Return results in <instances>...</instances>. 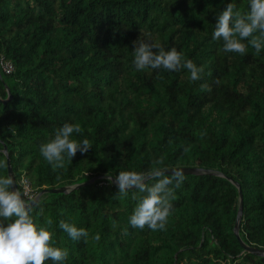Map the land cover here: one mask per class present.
<instances>
[{
	"label": "trees",
	"instance_id": "1",
	"mask_svg": "<svg viewBox=\"0 0 264 264\" xmlns=\"http://www.w3.org/2000/svg\"><path fill=\"white\" fill-rule=\"evenodd\" d=\"M228 2L0 0V58L15 66L0 76V97L13 94L0 100V173H9L6 145L21 190L102 176L33 205L36 221L55 230L53 242L69 248L65 264H264L234 231L239 188L228 178L244 193L241 238L264 248V50L225 51L212 38ZM237 7L247 12L249 0ZM146 36L203 65L200 79L186 67L136 69L134 41ZM66 121L80 123L74 135L92 146L53 166L40 145ZM158 160L228 177L185 173L180 187L171 185L166 228L134 227L129 217L145 193L119 194L108 177ZM61 219L86 227L87 240H73Z\"/></svg>",
	"mask_w": 264,
	"mask_h": 264
},
{
	"label": "clouds",
	"instance_id": "2",
	"mask_svg": "<svg viewBox=\"0 0 264 264\" xmlns=\"http://www.w3.org/2000/svg\"><path fill=\"white\" fill-rule=\"evenodd\" d=\"M212 38L222 39L225 51L244 54L251 44L259 54L264 50V0H249V9L245 13L238 10L237 0H229L226 7L218 12ZM134 43V65L138 70L186 67L192 81L200 79L204 71L203 65H197L176 47L165 48L151 36L140 37ZM81 131L80 123L66 121L51 138L41 143L39 150L53 166H63L66 158L72 160L78 150L87 152L92 146L87 138L80 139L74 135ZM162 163L158 160L157 166L149 170L120 168L115 176L119 188L117 193L126 196L130 189L145 193L138 198L129 217V223L134 227L166 228L175 193L171 185L175 182V187H180L186 176L182 166H159ZM6 168L7 161L0 157V169ZM108 179L111 182L112 176ZM17 182L13 174L0 173V264H45L48 259L65 264L69 248L55 244V230L36 221L33 215L36 193L30 196L27 189L13 188ZM48 223L50 225L52 221ZM59 227L73 240H87L90 235L86 227L68 220L61 219ZM93 238L99 240L101 234L97 232Z\"/></svg>",
	"mask_w": 264,
	"mask_h": 264
},
{
	"label": "water",
	"instance_id": "3",
	"mask_svg": "<svg viewBox=\"0 0 264 264\" xmlns=\"http://www.w3.org/2000/svg\"><path fill=\"white\" fill-rule=\"evenodd\" d=\"M0 76H2L1 68H0ZM8 91L10 93V89H8ZM12 98H13V94L10 93V96L8 98L2 99L0 97V100H2L3 102H7L8 100H10ZM4 151L7 153L8 171H9V173L13 174L16 177L15 172H14L13 167H12L10 156H9V154L7 152L6 145H5ZM182 167L185 169V173H193V174L212 173V174H217V175H222V176L228 177L222 171L216 170V169H211V168L206 169V168H202V167H198V166H182ZM170 168H172V167H170ZM168 171L170 172L172 170L168 169ZM99 177H102V176H93L89 180H87L85 182H82V183L64 185V186H61V187H55V188H50V189L44 188L43 190H41L40 192L37 193V195L35 197L36 202L33 205H35L40 200L41 196L43 194H45L46 192H70L75 187H78L80 185L90 184V183L94 182ZM106 177H108V176H106ZM228 178L234 184H236L238 186V188H239V209H238V214H237V217H236L234 231H235L236 235L238 236L239 240L241 241V243L244 246L246 251L252 252V253L257 254V255H264V248L246 244L243 241V239L241 238L240 227H241V221H242L243 212H244V193H243V189H242L241 185L236 180H234V178H232V177H228ZM112 179L115 182V178H112ZM12 187L13 188H18V183H14L12 185Z\"/></svg>",
	"mask_w": 264,
	"mask_h": 264
},
{
	"label": "built area",
	"instance_id": "4",
	"mask_svg": "<svg viewBox=\"0 0 264 264\" xmlns=\"http://www.w3.org/2000/svg\"><path fill=\"white\" fill-rule=\"evenodd\" d=\"M14 67L15 66L11 60L5 59L4 57L0 58V68L4 73H11L14 70ZM24 188L28 190L30 196L34 193L28 183L24 184Z\"/></svg>",
	"mask_w": 264,
	"mask_h": 264
},
{
	"label": "rangeland",
	"instance_id": "5",
	"mask_svg": "<svg viewBox=\"0 0 264 264\" xmlns=\"http://www.w3.org/2000/svg\"><path fill=\"white\" fill-rule=\"evenodd\" d=\"M36 195H37V193H36Z\"/></svg>",
	"mask_w": 264,
	"mask_h": 264
}]
</instances>
